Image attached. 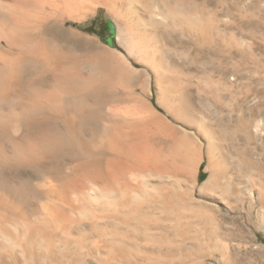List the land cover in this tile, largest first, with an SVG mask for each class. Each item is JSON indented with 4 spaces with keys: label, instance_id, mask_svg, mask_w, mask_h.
I'll return each instance as SVG.
<instances>
[{
    "label": "bare ground",
    "instance_id": "obj_1",
    "mask_svg": "<svg viewBox=\"0 0 264 264\" xmlns=\"http://www.w3.org/2000/svg\"><path fill=\"white\" fill-rule=\"evenodd\" d=\"M123 4L124 12L116 11ZM170 5L167 0H0L7 45L2 48L1 34L0 264H200L188 260L197 255L192 247L207 240L206 247L215 248L223 240L216 232L222 202L255 200L256 179L264 172L247 158L238 138L252 145L263 124L222 108L209 87L199 90L206 102L197 106L189 90L200 82L172 62L156 32L162 24L165 33L198 35L200 47L214 42L239 47L242 39L222 29L216 12ZM98 6L115 11L129 51L152 69L159 107L183 127L146 98L134 115L99 114L105 86L129 88L140 81L141 94L150 96V80L141 81L127 64L109 65L103 56L70 59L64 46L47 38L33 49L22 45L43 24H65ZM41 68L60 81L51 91L30 81ZM72 96L79 100L67 101ZM210 106L228 121L215 120ZM205 155L209 175L198 187ZM67 158L76 170L62 174ZM24 171L43 179V186L24 178Z\"/></svg>",
    "mask_w": 264,
    "mask_h": 264
},
{
    "label": "rangeland",
    "instance_id": "obj_2",
    "mask_svg": "<svg viewBox=\"0 0 264 264\" xmlns=\"http://www.w3.org/2000/svg\"><path fill=\"white\" fill-rule=\"evenodd\" d=\"M167 2L169 5L174 3L175 6H178L179 3L193 4L198 9L205 7L204 9L213 13L216 12L215 14L220 20L219 25L222 29L228 35L238 40L242 39V45L239 47L235 45H224V47L216 42L211 47L210 45L200 47L198 45L200 36L198 35L182 38V36L180 37L177 34L165 33L163 31L166 30H164L165 28L162 24L159 26V32H156L158 39L165 43L170 50V52L168 50H162L161 52H168L172 62L177 67H180L184 74L194 78L193 81L195 83L200 82L198 86L194 85L189 90L191 98L196 102L197 106L206 102L199 90L209 87V90H215V95L219 99L222 108H229L236 112L238 110L245 120L250 119L254 123L263 124L260 134L257 135L258 137L256 136L257 138L255 137L252 145L248 144L245 138H238V144L241 148H245L247 158L252 160L256 164L255 166L258 169L260 168V171L262 169L263 173L264 0H222V2L220 0H181V2L180 0H167ZM130 8L133 10L132 7ZM124 9H126V5L123 4L118 6L116 11L124 12ZM131 10L129 13L132 16V20L135 21L137 18L133 16V11ZM114 14L115 11L108 12L104 7L98 6L93 11H86L80 19L67 21L65 24H43L33 31V40L29 43H22V45L24 48L33 49L40 44V39L47 38L56 46H64L69 52L70 59L90 61L103 56L109 59L107 62L109 65L121 63L126 66L127 64L131 70L142 78L141 81L150 80V96L144 97L141 94L140 81H137L129 88L118 85V83L105 86L99 91V114L106 118L113 114L124 117L134 115L139 111L143 100L146 98L152 107L160 115L167 118L169 122L173 123L174 126L183 127L180 122L174 120L159 107L154 88L155 83H153L154 77L151 73L152 69L138 61L139 55L137 53L129 51L127 33L124 30L125 26ZM109 22L115 28L113 34L107 29V23ZM170 25L172 26V23ZM0 26L1 35L4 30H1L2 25ZM147 27L151 28L150 26ZM140 28L142 29V27ZM143 33L142 36L145 37L154 36L151 32ZM4 34L3 36L1 35L3 37L2 48L7 47L4 41ZM107 39H110L111 45L105 42ZM152 43L151 41V47H153ZM151 47L150 50L155 51ZM186 53L190 54L189 58L185 56ZM44 69L42 70L41 68L42 72L39 75H31L32 79L30 78V81L34 82L33 85L37 88L51 91L54 85L60 81L57 77H54L55 75L49 71L46 72ZM73 86L74 84L71 86L72 89ZM77 100L79 99L76 96H72L67 101L75 103L74 101ZM215 110L214 106L209 107V112L215 120L228 121V116L224 113L219 115ZM58 115L65 114L59 112ZM207 168L208 158L205 155L197 170L198 187L202 185L209 175ZM75 170L76 164L73 160H70V158L63 160L61 166L62 174H71ZM22 175L27 180H30L32 184L39 187L43 186L44 180L38 176L26 171L22 172ZM256 180L259 183L255 186V200L252 204L233 201L228 206V203L222 202L218 208L220 213L218 212L219 214L217 213V215L220 225L216 232L220 238H223L222 242L217 243L218 247H206L208 243L206 240V242L200 244L201 246L192 247L197 252V255L188 258V260H198L200 264H264V176L258 177ZM187 181L189 183L192 182L189 178ZM203 235L205 236L206 234L204 233ZM138 243L140 245L145 244L141 239L138 240ZM7 252L10 253H7L8 255H12L9 250ZM162 252L166 253L167 248L163 247ZM165 258L166 260L176 259V257Z\"/></svg>",
    "mask_w": 264,
    "mask_h": 264
},
{
    "label": "water",
    "instance_id": "obj_3",
    "mask_svg": "<svg viewBox=\"0 0 264 264\" xmlns=\"http://www.w3.org/2000/svg\"><path fill=\"white\" fill-rule=\"evenodd\" d=\"M107 29L110 31V33H112V34L114 33L115 28H114L113 24H111L110 22L107 23ZM105 42H106L108 45H111V41H110V39L105 40Z\"/></svg>",
    "mask_w": 264,
    "mask_h": 264
}]
</instances>
